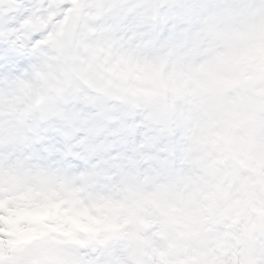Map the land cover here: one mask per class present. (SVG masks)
<instances>
[{
  "label": "clouds",
  "instance_id": "9594fccd",
  "mask_svg": "<svg viewBox=\"0 0 264 264\" xmlns=\"http://www.w3.org/2000/svg\"><path fill=\"white\" fill-rule=\"evenodd\" d=\"M25 8L35 46L0 72V264H264V0Z\"/></svg>",
  "mask_w": 264,
  "mask_h": 264
},
{
  "label": "snow or ice",
  "instance_id": "6c2138e0",
  "mask_svg": "<svg viewBox=\"0 0 264 264\" xmlns=\"http://www.w3.org/2000/svg\"><path fill=\"white\" fill-rule=\"evenodd\" d=\"M14 5L7 13L0 12V42L5 45L0 48V72L18 73L23 70L25 61L29 55V48L35 46L32 39L33 32L29 31L30 20L25 8L26 0H11ZM35 0H27V3H34ZM71 3V0H68ZM85 4L95 3L96 0H83ZM25 39L28 44L22 43ZM36 151L41 154L54 153L55 149L47 142L41 141L36 146ZM68 163H78L77 160L69 157ZM94 162V161H93Z\"/></svg>",
  "mask_w": 264,
  "mask_h": 264
}]
</instances>
